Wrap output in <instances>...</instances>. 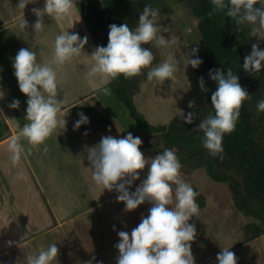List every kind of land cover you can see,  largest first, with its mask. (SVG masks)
<instances>
[{"label": "rangeland", "instance_id": "1", "mask_svg": "<svg viewBox=\"0 0 264 264\" xmlns=\"http://www.w3.org/2000/svg\"><path fill=\"white\" fill-rule=\"evenodd\" d=\"M18 2L19 0H0V92L4 94L3 97L0 96V139L8 135L9 131L13 136V126L19 127L26 123L24 117L28 97L20 92L12 66V60L17 52L21 48H32L37 53V61L43 64L51 59L55 37L62 32H75L81 38L87 36L89 42L85 45V53L82 52L80 56L64 65L63 72L58 76L61 98L66 97V103L63 105L64 117L67 120L66 129L54 133L56 142L46 141L49 147L47 153L43 152V145H40V148H33L38 162L36 166L30 165L32 172L29 171V174L33 175L32 178V175L23 172L24 178L19 179L17 174L21 172L20 170L18 173H13L17 176L14 178L12 172L16 170L14 171L10 161L8 164L11 173L10 192L15 193V201L10 196L8 197L10 200H6L8 202L6 211L10 214L7 217L9 228L13 227L16 221L22 223L24 217L35 228L40 218L43 222H47L53 214L58 221V227L51 226L50 231L46 233L39 231L26 233L27 229L22 224L16 233V231L7 230L4 226L3 228L7 231H0V264H27L28 255L36 253L40 247L46 248L53 243L59 248L58 258L54 264H84L89 260L92 264H116L118 250L115 245L119 242L117 233L119 231L130 233L140 223L142 215H148L151 204L146 202L134 211L125 212V205L116 200L118 193L115 190H104L102 186L94 183L92 169L87 160V151L88 148L99 143L102 137L99 129L106 130L103 136L122 138V135L124 137L128 132L134 134L147 128L129 113L112 90L110 95L103 94L102 89L107 87V80L88 76L93 63L89 55L96 46H102V44L94 39L84 20V15L91 5L108 6V11L112 8H120V11L125 10L132 17L137 15L145 5L158 8L161 12L157 23L161 28L169 29V32H162V34L166 37L174 36L176 42L168 48H156L150 45L155 56L152 66L155 67L169 55L179 62V66L175 79L160 81L164 84L163 87L156 85V80H153L155 81L153 84L149 81L146 85L147 77L141 84L137 103L143 112L137 106L136 109L144 120L153 125L168 123L179 109L188 111L189 101H195L196 104V107L190 110L206 109L208 106L199 86V77L195 68L187 63L189 58L187 44L199 43L201 38L196 19L189 7L179 0H74L76 7L71 17L63 23H57L45 16L44 32L34 36L31 25L37 17L31 9L33 7L43 9L44 0L29 3L24 10L16 8ZM23 18L29 25L26 32L19 27ZM162 92L165 93L166 99ZM14 99L20 101L18 109L9 108V104ZM80 112L89 118V123L82 124L79 129L74 130ZM110 115L115 116L116 119L114 120ZM135 121L139 123L138 126H134ZM61 132L62 137L59 135ZM7 146L0 148V160L4 162V165L9 160ZM67 148L70 150L68 151ZM140 150L146 158L155 157L144 149L140 148ZM71 151L77 156L80 154L85 156L84 159L88 164L86 170L91 173L89 178H86L90 183L83 178L82 181H75L72 184V181H67L58 174V167L61 165L59 161L64 162V159H69L72 155ZM22 159L24 162V158ZM147 172L148 166L140 172V179L133 182L130 192L135 191L146 178ZM181 175L206 199L205 206L200 207L199 217H193L189 221L195 224L197 231L191 247L196 264H218L216 256L221 252V248H229L233 251L238 258V264H264V235L247 240L245 225L255 219L245 215L235 206L228 184L213 180L204 165H198L193 169L183 167ZM73 185L77 192L79 190V194H76L79 195L78 199H72L69 203L67 199H57L58 195L63 197L62 193L73 189ZM85 194L89 197L82 198L86 196ZM46 197L49 198L48 207L52 210L51 214L45 213V209H41L40 206L42 202L45 203ZM196 200L199 204V199L196 198ZM2 203L0 200V205L3 207ZM56 207L59 210H56ZM23 213L26 214L23 215ZM64 214H67V217L66 215L62 217ZM13 236L15 238L18 236L17 239L20 236L27 237L25 242L32 240L33 245L39 243L42 245L32 248L29 243H25L27 247L18 248L24 252L22 255L20 251H17L15 243L11 246L8 244L9 241L14 242ZM93 257H95L94 260Z\"/></svg>", "mask_w": 264, "mask_h": 264}, {"label": "clouds", "instance_id": "2", "mask_svg": "<svg viewBox=\"0 0 264 264\" xmlns=\"http://www.w3.org/2000/svg\"><path fill=\"white\" fill-rule=\"evenodd\" d=\"M36 0H19L16 8L24 10L29 3ZM211 10L208 18L219 13L232 19L235 30L247 36L257 38L251 45V53L244 57L243 70L249 74L259 73L264 68V49L259 42H264V0H210ZM74 0H44L43 9L33 7L32 13L37 17L31 25L34 36L44 32V17L57 23H63L72 16L75 10ZM159 9L145 5L139 14L137 26L131 29L127 23L109 25L107 46H96L89 55L92 66L89 77L111 81L119 76L130 79L143 74L147 69L148 81H168L175 79L179 62L169 55L153 67L155 60L152 47L168 48L175 44V37L162 34L169 32L167 27L161 28L157 21ZM28 22L25 18L19 27L26 32ZM88 37H80L78 33L62 32L56 35L51 59L47 63L37 61V53L28 48H21L12 66L19 90L28 97L26 103V123L18 130L8 143L10 161L13 167H19L22 158L30 154L32 147L43 145L47 153L49 140L57 129H66L63 105L66 97L61 98L58 88V76L63 67L84 52ZM151 45V48L142 47ZM199 47L189 53L188 65L198 68L203 61L196 57ZM212 81L216 82V90L211 95V108L214 114L207 115L194 132L203 133L202 146L212 157L224 159L223 137L235 131L240 117V110L251 94L239 83L238 74L232 68L226 71L212 69L209 71ZM62 78V77H60ZM199 86L207 92L203 77L199 78ZM104 95H110V89H102ZM0 92V96L3 97ZM20 101L14 99L9 108L18 109ZM189 108H195V101H189ZM257 110L264 112V99L257 102ZM74 130L82 124L89 123V118L78 113ZM179 116L184 123L192 124L195 113L187 115L179 109ZM63 117V118H62ZM87 135V133H85ZM31 147L25 146V143ZM143 141L129 132L122 138L111 135L102 136L99 143L88 148L87 160L92 169V179L97 186L108 191L115 190L117 202L125 205L124 211L136 210L144 203L151 204L148 215L141 217L140 223L131 230L119 231V242L116 264H196L192 253V242L197 236L195 224L189 223L193 217H199L200 206L197 203L199 193L186 182L181 175L182 164L172 149L165 148L154 158H146L140 150ZM148 166L146 178L136 187L129 189L133 182L140 179V172ZM19 179L23 173L19 172ZM115 230V226H113ZM14 242L9 241L11 246ZM216 256L218 264H238V258L229 248H221ZM59 248L53 243L40 247L34 254L26 257L27 264H54L57 261ZM95 257H93V260ZM84 264H92L86 261Z\"/></svg>", "mask_w": 264, "mask_h": 264}, {"label": "trees", "instance_id": "3", "mask_svg": "<svg viewBox=\"0 0 264 264\" xmlns=\"http://www.w3.org/2000/svg\"><path fill=\"white\" fill-rule=\"evenodd\" d=\"M179 1L189 7L200 33V42L189 43L186 49L190 53L193 48L199 47L196 57L191 58L198 57L203 61L195 68V72L199 78H204L205 87L208 89L203 92L208 103L207 108H188V111H183L185 115L189 112L195 113L192 124L184 123L177 112L168 123L153 125L138 113L134 98L141 90L147 71L143 70L142 75L130 79L121 75L107 81L106 85L129 113L147 128L133 134L134 137L142 139L141 149L153 156L162 153L165 148L172 149L176 152L182 168L193 169L204 165L213 180L228 184L235 206L245 215L255 219L245 225V235L247 240H251L264 235V112H259L256 107L257 102L264 99V68L259 73L249 74L243 70V63L244 57L251 53V45L257 43V38L250 39L247 36V26L244 32L236 31L232 19L225 17L223 13L208 18L207 12L212 7L210 0ZM107 8L108 6L91 5L84 15L94 39L102 46L108 44L109 25L127 23L134 29L143 10L132 17L125 10L120 11V8H112L109 11ZM149 46L142 45L146 48H150ZM259 47L264 49V42H259ZM228 68L238 74L239 83L252 96L244 102L240 110L235 131L223 137L224 159L221 160L208 154L201 143L203 133L194 132L193 129L198 127L200 120L214 114L211 95L217 85L210 79L209 71H226ZM198 193L199 206L203 208L206 199L201 192Z\"/></svg>", "mask_w": 264, "mask_h": 264}, {"label": "crops", "instance_id": "4", "mask_svg": "<svg viewBox=\"0 0 264 264\" xmlns=\"http://www.w3.org/2000/svg\"><path fill=\"white\" fill-rule=\"evenodd\" d=\"M155 81H152V84L154 83ZM156 85H158L159 87H163L164 86V84H162L160 81H156ZM171 83V82H170ZM143 84V83H142ZM146 85H148L149 84V81H146V83H145ZM166 84V83H165ZM157 86V87H158ZM166 87V86H165ZM162 94L164 95V98L166 99V95H165V93L164 92H162ZM138 96H139V94L137 93L135 96H134V98H135V103H136V106L139 108V106H138ZM167 100H168V98H167ZM141 108V107H140ZM139 108V109H140ZM142 112H143V109L141 108L140 109ZM111 117H113L112 115H110ZM114 118V120L116 119V117L114 116L113 117ZM113 123V122H112ZM137 124H139V123H137L136 121H135V124H134V126H138ZM22 126H19V127H17V126H13V136H16L17 135V133H18V130L21 128ZM130 127H131V125H130ZM8 128H10V125H8ZM12 128V127H11ZM102 128V127H101ZM122 129H124L123 127H122ZM126 129V128H125ZM124 129V130H125ZM60 130H62V129H59V130H56L57 132L58 131H60ZM106 130H102V129H99V133L103 136L104 135V132H105ZM129 133V132H128ZM127 133V134H128ZM59 134V133H58ZM106 134V133H105ZM127 134H125V135H127ZM61 137L63 136V134H62V132L59 134ZM7 136V137H6ZM6 136H3V138H1L0 139V148H4V147H6L7 145H8V143H9V141H10V139L13 137V136H11L10 135V131H9V133H8V135H6ZM5 137V138H4ZM122 137H123V135H122ZM54 138H55V134H53V136L49 139V140H47V142L48 141H50L51 140V142L53 143V142H56L55 140H54ZM25 143V146H26V148L27 147H31V146H29V145H27L26 144V142H24ZM41 146H38L37 148H40ZM33 148H36V147H32L31 148V152H30V154H27L26 155V157H24V162H23V159H22V161H21V164H20V166L19 167H13V169H14V171L16 170V172H12V176H15V175H13V173H18V171L20 170L22 173L23 172H25L26 174H29V171H31L32 172V170H31V167L32 166H36L37 165V162H38V159L36 158L37 156L35 155V152H33L34 150H33ZM1 150V149H0ZM67 150L69 151L70 149H68L67 148ZM72 152V151H71ZM8 156H7V158L9 159L8 160V162H6L5 163V165L3 164L4 162L2 161V160H0V200L3 202L2 203V205H4L3 207L0 205V231L2 232L3 230H5L3 227L5 226L6 228H7V230H10L11 232H15L16 230L18 231V229H19V226H22V224H23V226L27 229V232L26 233H33V232H48V231H50V229L52 228L51 226H53V228H55V227H58V221L55 219V217H54V215L55 214H53V217H50V218H48L47 220V222H43V220L40 218V220H39V224L37 223V224H35V228L33 227V225L31 224V222L29 221V220H27L25 217H24V219H22V223H19L18 221H16V223L13 225V227H10L9 228V226L10 225H8V223H7V217L8 216H10V214H7V211H6V208H8V202L6 201V200H10V198H13V201H15V193L12 191V193L10 192V181H9V179H11V176H10V171H9V167H8V164H9V161H10V153H9V151H8ZM84 157L85 156H83V155H79V156H77V154H74L73 152H72V155L70 156V158L69 159H64V162L63 161H59V163L61 164L59 167H58V169H59V171H57L58 172V174L63 178V179H65V180H67V181H72L73 183L72 184H74L75 183V181H82L83 180V178H85L87 181H88V183H90L89 182V180L86 178V177H88L89 178V175L91 174L90 173V171H87L86 170V167H88V164H87V162H86V160L84 159ZM60 158V157H59ZM67 158V157H66ZM5 161V160H4ZM11 162V161H10ZM54 163V162H53ZM22 164H23V166H22ZM65 164V165H64ZM24 165H25V167H24ZM30 165H32V166H30ZM28 168V169H27ZM34 169V168H33ZM60 170H62V172L60 171ZM73 171V172H72ZM9 174V175H8ZM24 174V173H23ZM34 174H35V172H34ZM8 175V176H7ZM30 175V174H29ZM32 175V174H31ZM30 175V176H31ZM86 175V176H85ZM38 176V175H37ZM85 176V177H84ZM24 177V176H23ZM33 177V175L31 176V178ZM14 178H17V176H15ZM71 184V185H72ZM74 189V190H73ZM73 189L71 188V189H69V190H66L65 191V193H62L61 195H63V197L62 196H57V199H67V203H69V201H71L72 199L74 200L75 198L76 199H78L79 198V195H76V194H79V190H78V192H77V189H76V187L73 185ZM58 193V192H57ZM11 194H13L12 196H11ZM86 196H83L82 198H87V197H89L87 194H85ZM10 196V198L8 199V197ZM54 197V196H53ZM56 199V200H57ZM5 201V202H4ZM44 201H45V203L44 202H42L41 204H40V206H41V209H45V213H47V212H52V210L48 207L49 205V198L48 197H46L45 199H44ZM17 209H19V206L17 205ZM58 208L56 207V210H57ZM59 210V209H58ZM51 212H50V214H51ZM56 213V212H55ZM24 214H26V213H23V215ZM49 214V215H50ZM57 215V214H56ZM66 215V216H65ZM67 217V214H64L62 217ZM17 217H19L18 215H17ZM9 221V220H8ZM9 224H10V222H9ZM30 227V228H29ZM51 227V228H50ZM7 230H5V231H7ZM17 231H16V233H17ZM22 231H25L24 229H22ZM21 235H23V234H21ZM17 237L18 236H16V238L13 236L12 237V239L14 240V245L16 246L17 245V251H20V249H18L19 247H21V248H23V246L24 247H27L26 246V244L25 243H29V245H31V247L32 248H35V247H39V246H41L42 244L41 243H39V244H36V245H33L32 244V240H29V241H27V242H25V240H26V238L27 237H23V238H21V236L17 239ZM16 239V240H15ZM21 239H23V240H21ZM28 245V246H29ZM6 247V246H5ZM16 252V251H15ZM21 252V254L22 255H24V252H22V251H20ZM21 260V259H20Z\"/></svg>", "mask_w": 264, "mask_h": 264}]
</instances>
